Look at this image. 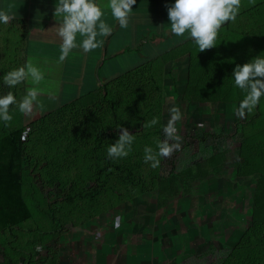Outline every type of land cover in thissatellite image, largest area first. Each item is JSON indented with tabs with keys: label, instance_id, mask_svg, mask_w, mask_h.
I'll list each match as a JSON object with an SVG mask.
<instances>
[{
	"label": "rangeland",
	"instance_id": "obj_1",
	"mask_svg": "<svg viewBox=\"0 0 264 264\" xmlns=\"http://www.w3.org/2000/svg\"><path fill=\"white\" fill-rule=\"evenodd\" d=\"M258 6L264 13V4ZM174 106L183 114L175 125L180 150L161 157L155 168L132 161L135 177L142 176L146 184L151 174L178 171L225 147H234L232 155L243 164L264 159V126L251 133L238 129L243 122L235 115L239 105L207 108L176 101ZM220 111L222 121L216 119ZM22 117L12 120L24 125L21 178L27 185L22 195L32 216L0 231V264H264V213L253 211L261 175L257 166L246 169L251 178L236 168L222 169L189 190L166 187L160 201L155 185L148 193L127 186L96 202L69 204L63 201L66 193L86 180L73 152L78 140L70 144L67 136L66 144L61 135L55 143L45 137L49 127L27 124ZM169 119L161 118L160 129L151 132L161 142ZM153 137L146 140L158 151ZM119 159L114 160L124 162ZM62 166L68 169L65 176L57 174Z\"/></svg>",
	"mask_w": 264,
	"mask_h": 264
},
{
	"label": "trees",
	"instance_id": "obj_2",
	"mask_svg": "<svg viewBox=\"0 0 264 264\" xmlns=\"http://www.w3.org/2000/svg\"><path fill=\"white\" fill-rule=\"evenodd\" d=\"M260 4H264V0H241L235 22H227L221 27L215 48L198 52V48L189 39L180 44L179 50L173 57L163 55L164 57L160 58V61H163L162 67L154 69L153 73L140 72L126 77L121 74L111 80L99 82L92 92L83 98H78V104L67 105L56 114V118H51L56 122L50 121L51 126L54 127L47 131H54V134L45 133V137L54 139L55 143H58L62 134L66 144L67 136L70 144L78 140V151L74 146L73 152H78V164H80L78 173L83 172L86 179L81 187L68 191L63 201L69 204L84 199L88 202H96L105 196L110 197V194L115 196L117 191L121 192L127 186L137 187L140 191L148 193L154 190L155 185L159 198L160 194L163 197V190L166 187L174 191L180 185L183 189L189 190L195 185L194 182L218 175L222 169L236 168L243 176L251 178L252 174H247L246 169L257 166L261 175L257 178L253 211L255 215L258 212L264 213V159H256V164L247 161L245 164L240 163L232 155L235 151L234 147H225L199 163L178 171L172 169L167 175L151 174L147 184L142 176L135 177L132 167V161L136 159L144 162V148L150 146V141L146 139L153 137L151 132L154 129H160L159 123L151 128H144L143 125L154 117H158L159 120L165 118L176 101L180 106L186 103H240L244 93L234 86L233 69L236 65H243L257 56L264 58V13L258 8ZM7 36V39L10 38L9 35ZM23 38L24 33L17 32V52L22 46ZM183 55L188 57V81L181 92L177 91L175 85L173 90H168L164 86V80L171 76L169 71L164 70L168 67L165 63ZM17 57L19 55L10 61L17 62ZM14 66L16 68V64ZM9 69L7 72L10 71ZM4 75L5 73L1 72L0 77L3 78ZM17 87L18 85L9 88L5 85L4 95L9 91L16 93ZM10 114L16 119L20 117L16 106L10 108ZM47 119L29 124L39 125L37 127L43 129L46 126L48 128ZM0 122L1 231L6 228L12 229L27 221L31 218L32 212L22 195L24 185H27L21 178L24 125L13 120L9 126ZM260 125L264 126V97L237 126L241 131L247 130L251 133L252 130H259ZM118 126L126 128L131 135H135L128 156L119 159L124 162L109 159L107 156V147L114 144L120 134ZM153 138L159 140V136ZM250 158L253 160L252 156ZM65 167L58 168L57 174L65 176L68 172ZM32 189H27L30 195H33ZM48 213H50L49 209Z\"/></svg>",
	"mask_w": 264,
	"mask_h": 264
},
{
	"label": "crops",
	"instance_id": "obj_3",
	"mask_svg": "<svg viewBox=\"0 0 264 264\" xmlns=\"http://www.w3.org/2000/svg\"><path fill=\"white\" fill-rule=\"evenodd\" d=\"M56 2L57 0H0V10L15 17L7 25L0 23V74L1 72L6 74L8 68L10 71L15 69L14 64L18 68L28 58H32L35 65L44 73V79L39 85H33L30 80L19 84L14 95L19 101L26 95L29 87L40 88L41 95L33 114L27 116L19 111V115L20 117L23 115L22 119L27 123L49 118L47 119L49 130L54 127L50 121L56 122L51 118H56V114L67 105L78 104V98L92 92L99 82L111 80L121 74L125 77L140 72L151 74L154 69L162 67L163 61H160V58L163 55L173 57L180 44L190 39L187 34L177 37L169 30L166 6H170L175 0H136L127 28L119 27L112 18L110 11L105 7L107 0H95L104 11L102 19L113 29L111 35L97 37L102 41L101 46L87 55L79 49H74L68 58L61 62L59 60L61 42L55 31L51 30L58 26L56 18L53 17ZM17 32L24 33L19 52L16 49ZM7 35L10 38L7 39ZM80 39L77 36V42ZM17 55H19L17 62L10 61ZM3 59L9 61L4 62ZM165 66H168L164 69L165 72L169 71L171 76L164 80L165 88L170 90L175 85L177 91L181 92L188 81L187 55L174 61L170 60ZM4 87L3 79L0 77V95H4ZM201 104H207V108L214 105L229 107L239 105L218 102ZM216 119L222 121L221 111ZM243 120L244 118L240 119ZM45 133L54 134V131Z\"/></svg>",
	"mask_w": 264,
	"mask_h": 264
},
{
	"label": "clouds",
	"instance_id": "obj_4",
	"mask_svg": "<svg viewBox=\"0 0 264 264\" xmlns=\"http://www.w3.org/2000/svg\"><path fill=\"white\" fill-rule=\"evenodd\" d=\"M136 0H107L105 7L110 11L112 18L121 28L129 26L130 14ZM167 7V16L171 34L182 37L185 34L198 48V52L216 47L219 30L227 22H235L241 7V0H175ZM103 9L95 0H57L53 12L57 25L51 28L60 39L59 60L63 62L74 49L83 54L96 50L102 44L97 37H108L113 29L103 19ZM15 17L0 10V23L9 24ZM77 36L81 39L77 42ZM3 84L9 88L31 81L39 85L44 79V73L35 65L32 58L20 67L7 72L3 76ZM234 86L244 93L235 115L241 119L251 113L264 97V58L257 56L244 63L236 65L232 71ZM38 87H29L19 101L9 91L0 95V121L9 126L13 119L10 108H16L23 114L30 116L34 107L38 106V97L41 95ZM170 119L163 127L166 139L156 141L158 151L151 147L144 148V163H150L155 168L160 164V158H170L174 151L180 150L182 138L178 135L176 123L182 119V112L178 107L169 109ZM159 123L154 117L143 125L151 128ZM119 136L114 144L107 147L109 159H119L128 156L131 151L135 135H131L126 128L118 126ZM172 141V143H170Z\"/></svg>",
	"mask_w": 264,
	"mask_h": 264
}]
</instances>
